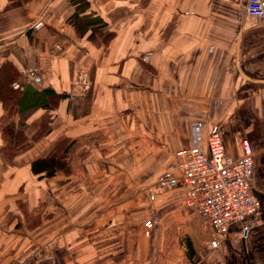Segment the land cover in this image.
<instances>
[{"label":"crops","instance_id":"obj_1","mask_svg":"<svg viewBox=\"0 0 264 264\" xmlns=\"http://www.w3.org/2000/svg\"><path fill=\"white\" fill-rule=\"evenodd\" d=\"M88 1L105 24L92 40L69 0H0V80L68 95L26 113L32 146L14 165L0 152V264H264V20L234 0ZM212 128L231 156L249 141L260 205L216 249L168 170ZM64 138L78 144L70 173L33 175Z\"/></svg>","mask_w":264,"mask_h":264},{"label":"built area","instance_id":"obj_2","mask_svg":"<svg viewBox=\"0 0 264 264\" xmlns=\"http://www.w3.org/2000/svg\"><path fill=\"white\" fill-rule=\"evenodd\" d=\"M245 14L264 20V0H234ZM43 26L36 21L32 29ZM74 84L89 89L87 72L83 68L75 71ZM12 90L21 88L18 82L11 84ZM254 152L248 140L240 142V155H229L217 130L212 128L207 136L206 147H189L177 150L168 165L172 177L182 183V204L195 212L200 219L201 228L211 232L214 239L209 246L219 247L228 228L256 216L260 210L259 202L252 192ZM159 217L153 215L143 223L144 235L148 236L157 225ZM243 231L247 226L242 227Z\"/></svg>","mask_w":264,"mask_h":264},{"label":"trees","instance_id":"obj_3","mask_svg":"<svg viewBox=\"0 0 264 264\" xmlns=\"http://www.w3.org/2000/svg\"><path fill=\"white\" fill-rule=\"evenodd\" d=\"M69 1L74 7V13L68 19L69 24L76 29L79 36L85 35L90 29L88 38L92 40L95 33L105 26L103 20L93 12H89L88 0ZM11 79L7 73L0 80V101L4 109L0 118L2 137L0 152L8 163L14 165L15 158L32 146L24 133L26 113L36 108L50 109L54 102L65 99L68 95L57 94L50 88L37 91L30 86L23 87L18 92L10 91L7 86ZM77 146L75 140L62 139L45 157L31 162V173L39 179L51 178L57 172L70 173V163L77 152ZM185 245L187 256L191 259L192 248L188 242Z\"/></svg>","mask_w":264,"mask_h":264},{"label":"rangeland","instance_id":"obj_4","mask_svg":"<svg viewBox=\"0 0 264 264\" xmlns=\"http://www.w3.org/2000/svg\"><path fill=\"white\" fill-rule=\"evenodd\" d=\"M198 263V262H197ZM202 264H204V263H202Z\"/></svg>","mask_w":264,"mask_h":264}]
</instances>
